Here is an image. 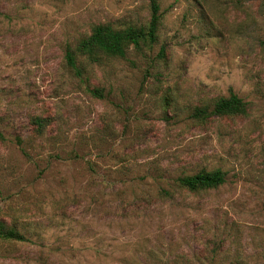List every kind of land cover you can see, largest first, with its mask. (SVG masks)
Masks as SVG:
<instances>
[{
	"label": "rangeland",
	"instance_id": "374dc122",
	"mask_svg": "<svg viewBox=\"0 0 264 264\" xmlns=\"http://www.w3.org/2000/svg\"><path fill=\"white\" fill-rule=\"evenodd\" d=\"M160 3L151 48L80 78L67 46L147 25L148 0H0V220L32 240L0 264H264V0ZM231 91L246 116L192 117Z\"/></svg>",
	"mask_w": 264,
	"mask_h": 264
},
{
	"label": "trees",
	"instance_id": "16d2710c",
	"mask_svg": "<svg viewBox=\"0 0 264 264\" xmlns=\"http://www.w3.org/2000/svg\"><path fill=\"white\" fill-rule=\"evenodd\" d=\"M161 0H148L150 8V19L145 26L130 25L117 28L110 23L95 25L91 33L82 37L75 46L68 45L65 52V63L67 67L82 78L86 73L88 64H100L104 58H125L128 51L151 48L158 40L159 29L162 20ZM93 93L103 97L102 90L95 89ZM248 114V104L233 91L227 97L218 98L212 106L204 105L197 107L192 117L205 122L214 117H238ZM37 130L42 133L48 124L46 119L37 117L35 119ZM8 138L0 131V141L6 142ZM17 142L22 144L19 136ZM226 182V173L221 169L213 171L202 170L193 175H184L176 180V186L187 193L197 194L203 191L218 189ZM161 196L171 197V193L162 190ZM0 242L11 245H24L31 243V238L21 232L17 227L10 226L0 220Z\"/></svg>",
	"mask_w": 264,
	"mask_h": 264
}]
</instances>
